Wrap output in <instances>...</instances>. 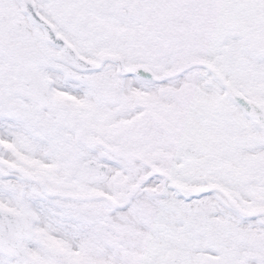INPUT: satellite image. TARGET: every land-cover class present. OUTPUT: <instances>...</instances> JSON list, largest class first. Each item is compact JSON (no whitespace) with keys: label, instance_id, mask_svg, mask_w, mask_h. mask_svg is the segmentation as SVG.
I'll list each match as a JSON object with an SVG mask.
<instances>
[{"label":"snow or ice","instance_id":"6c2138e0","mask_svg":"<svg viewBox=\"0 0 264 264\" xmlns=\"http://www.w3.org/2000/svg\"><path fill=\"white\" fill-rule=\"evenodd\" d=\"M0 264H264V0H0Z\"/></svg>","mask_w":264,"mask_h":264}]
</instances>
